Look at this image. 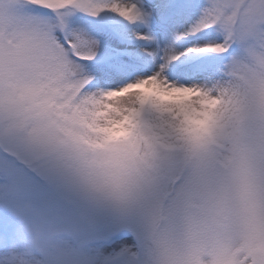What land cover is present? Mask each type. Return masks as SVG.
<instances>
[{"label":"snow or ice","instance_id":"6c2138e0","mask_svg":"<svg viewBox=\"0 0 264 264\" xmlns=\"http://www.w3.org/2000/svg\"><path fill=\"white\" fill-rule=\"evenodd\" d=\"M0 264H264V0H0Z\"/></svg>","mask_w":264,"mask_h":264}]
</instances>
